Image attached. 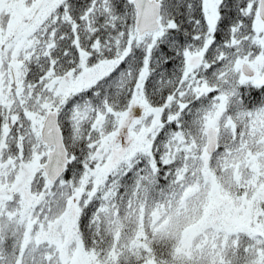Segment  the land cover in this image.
<instances>
[{
	"label": "snow or ice",
	"instance_id": "1",
	"mask_svg": "<svg viewBox=\"0 0 264 264\" xmlns=\"http://www.w3.org/2000/svg\"><path fill=\"white\" fill-rule=\"evenodd\" d=\"M0 264H264V0H0Z\"/></svg>",
	"mask_w": 264,
	"mask_h": 264
}]
</instances>
